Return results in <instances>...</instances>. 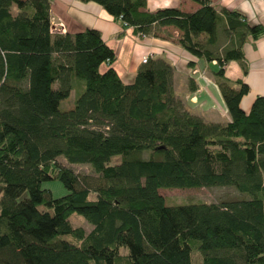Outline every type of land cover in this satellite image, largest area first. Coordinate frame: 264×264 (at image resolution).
Listing matches in <instances>:
<instances>
[{
	"label": "trees",
	"instance_id": "1",
	"mask_svg": "<svg viewBox=\"0 0 264 264\" xmlns=\"http://www.w3.org/2000/svg\"><path fill=\"white\" fill-rule=\"evenodd\" d=\"M78 1L138 37L176 30L189 54L215 62L230 120L192 114L166 60L148 59L126 85L98 31H52L49 0H0V264H192L194 251L202 264H264V97L243 112L248 86L224 75L230 62L246 73L243 45L264 28L210 0H190L191 13L149 12L145 0ZM72 94L73 107L61 110ZM59 158L88 165L99 182ZM52 180L67 194L42 188ZM210 187L248 198L168 206L159 194ZM72 214L89 233L72 227Z\"/></svg>",
	"mask_w": 264,
	"mask_h": 264
},
{
	"label": "crops",
	"instance_id": "2",
	"mask_svg": "<svg viewBox=\"0 0 264 264\" xmlns=\"http://www.w3.org/2000/svg\"><path fill=\"white\" fill-rule=\"evenodd\" d=\"M218 9L240 13L250 26L264 28V0H210ZM147 10L155 12L176 8L185 13L194 12L198 6L190 0H145ZM51 27L62 23L63 34H76L87 29L98 31L105 44L113 50L116 61L112 68L122 83H133L142 59H164L174 67L173 90L186 108L194 115L208 122L221 123L230 120L226 105L212 72L215 62L207 63L189 54L178 43V32L164 28L159 37H138L132 28L123 27L101 6L78 0H49ZM12 11L15 13L16 9ZM246 73L237 62H230L224 68V75L230 81H243L249 88L240 101L243 112H249L257 96L264 97V36L243 45ZM107 69L106 65L101 70ZM183 93L179 96L178 90Z\"/></svg>",
	"mask_w": 264,
	"mask_h": 264
},
{
	"label": "rangeland",
	"instance_id": "3",
	"mask_svg": "<svg viewBox=\"0 0 264 264\" xmlns=\"http://www.w3.org/2000/svg\"><path fill=\"white\" fill-rule=\"evenodd\" d=\"M225 41L226 40H224L223 44L226 43ZM177 92L180 96L183 93L182 87ZM74 99L75 95L72 94L68 100L61 103L60 109L66 110L73 107ZM121 160V156H115L111 161V165H117L121 162ZM57 162L59 163V165L71 169L75 174L79 176L81 180H84L87 184L91 186H94L99 182L98 176L92 171V169L88 165H70L62 158H59ZM42 188L49 190L53 198H59L67 194L66 188L58 180L44 182L42 184ZM159 194L164 198L166 205L168 206L189 205L194 203H220L248 198V196H242V194H239L232 187H210L182 190L161 189L159 191ZM91 198H94V196L91 195ZM69 221L73 228H81L86 234L89 233L92 229L91 226L81 216L77 214H72L69 218ZM122 253L124 254V252ZM191 262L192 264H202V258L199 252H192Z\"/></svg>",
	"mask_w": 264,
	"mask_h": 264
},
{
	"label": "built area",
	"instance_id": "4",
	"mask_svg": "<svg viewBox=\"0 0 264 264\" xmlns=\"http://www.w3.org/2000/svg\"><path fill=\"white\" fill-rule=\"evenodd\" d=\"M52 31L54 32H58V33H63L64 32V25L62 23L56 24V26L52 29ZM148 59H150L148 56L144 57L142 59V63H146L148 61Z\"/></svg>",
	"mask_w": 264,
	"mask_h": 264
}]
</instances>
